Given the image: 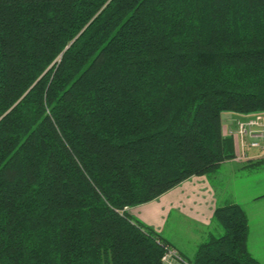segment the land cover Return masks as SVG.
Segmentation results:
<instances>
[{
	"label": "trees",
	"instance_id": "1",
	"mask_svg": "<svg viewBox=\"0 0 264 264\" xmlns=\"http://www.w3.org/2000/svg\"><path fill=\"white\" fill-rule=\"evenodd\" d=\"M224 113H264V0H0V264H161L127 209L231 161ZM214 218L191 264H260Z\"/></svg>",
	"mask_w": 264,
	"mask_h": 264
},
{
	"label": "crops",
	"instance_id": "2",
	"mask_svg": "<svg viewBox=\"0 0 264 264\" xmlns=\"http://www.w3.org/2000/svg\"><path fill=\"white\" fill-rule=\"evenodd\" d=\"M247 165L229 161L222 164L212 178L192 177L151 203L127 209V213L151 227L179 252L187 264H191L199 245L223 235V229L214 218L215 210L236 204L245 212L248 220L247 250L253 259L264 264V211L245 208L234 200L233 192L231 196L228 194L226 188H231L236 173ZM245 169L251 171L257 168ZM258 199H264V194L251 203L256 205L258 202L254 201ZM172 211H175V234L163 229ZM183 223L186 229L180 228Z\"/></svg>",
	"mask_w": 264,
	"mask_h": 264
},
{
	"label": "built area",
	"instance_id": "3",
	"mask_svg": "<svg viewBox=\"0 0 264 264\" xmlns=\"http://www.w3.org/2000/svg\"><path fill=\"white\" fill-rule=\"evenodd\" d=\"M224 126L223 137L232 140L233 162L246 164L264 159V113L235 118ZM161 264H187L179 252L169 246L164 249Z\"/></svg>",
	"mask_w": 264,
	"mask_h": 264
},
{
	"label": "rangeland",
	"instance_id": "4",
	"mask_svg": "<svg viewBox=\"0 0 264 264\" xmlns=\"http://www.w3.org/2000/svg\"><path fill=\"white\" fill-rule=\"evenodd\" d=\"M221 117H222V130L221 131L223 134V131L225 130L224 126L226 123L227 125H229L230 120H234L235 118H241L243 116L239 114L234 115L230 113H224ZM234 152H235V148H234ZM231 162L233 161L231 160ZM255 162L250 161L246 164H251ZM233 164H239V163L233 162ZM225 172L228 173L226 170ZM236 174H237V177L232 179L231 188L226 187L228 188V194L231 196L233 192L232 197L234 198V200H236L238 203H241L245 208L249 210L264 211V199H258L257 201H254V202H258L256 203V205H253V203H251L256 197L264 194V165L261 167H258L255 170H251V171L246 170V169L244 170L239 169V171ZM134 219L142 223L137 218H134ZM180 228L186 229V225L183 223L180 226ZM163 229L167 233L175 234V211H172L168 215L167 221Z\"/></svg>",
	"mask_w": 264,
	"mask_h": 264
}]
</instances>
